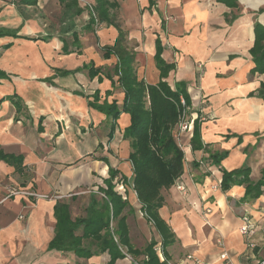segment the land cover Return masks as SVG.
I'll return each instance as SVG.
<instances>
[{"label":"crops","instance_id":"obj_1","mask_svg":"<svg viewBox=\"0 0 264 264\" xmlns=\"http://www.w3.org/2000/svg\"><path fill=\"white\" fill-rule=\"evenodd\" d=\"M49 1L38 0L21 12L10 0H0V27L18 35L0 37V68L8 74L0 79V155L21 159L18 167L0 158V264H108L106 252L84 258L49 245L58 225L57 204L67 205L72 220L86 217L91 199L101 196L99 187L105 186L110 166L128 178L133 173L129 142L123 139L129 115L122 113L114 121L89 105L96 91L104 99L111 90L108 99L119 103L124 92L106 77H91L84 67L116 63L115 56H103L102 47L115 42L119 29L136 53L138 77L148 83L163 79L173 88L184 82L191 128L200 122L197 149L191 145L193 129L175 131L185 154L180 178L187 191L181 193L176 183L162 190L160 215L175 236L166 249L168 259L226 264L220 258L223 251L235 264L264 258V100L257 95L264 75L250 73L249 51L255 21H264L258 12L264 1L247 5L249 0H239L238 11L217 0H108L116 4L110 11L120 28L107 22L95 28L84 8L73 29L65 31L67 19L56 0L58 29L47 33L34 13ZM157 42L161 58L173 67L165 77L155 60ZM215 153L227 154L217 163ZM244 167L247 178L237 177L223 190V172ZM260 181L259 196L247 198V185ZM115 189L132 205L126 218L132 246L160 243L132 185L117 183ZM79 200L81 206L87 201L81 215L75 213ZM247 211L257 221L254 251L239 231ZM115 264L132 263L125 257Z\"/></svg>","mask_w":264,"mask_h":264},{"label":"trees","instance_id":"obj_2","mask_svg":"<svg viewBox=\"0 0 264 264\" xmlns=\"http://www.w3.org/2000/svg\"><path fill=\"white\" fill-rule=\"evenodd\" d=\"M95 1L94 10L97 19L90 15L88 23L95 27L98 23L107 22L120 28V24L115 21V15L110 11L111 8L116 7V4L108 0ZM217 1L232 9L240 10L239 0ZM10 2L21 12L38 4V0H10ZM59 3L63 7V18L67 19L64 29L69 31L75 26L74 18L80 15L84 8L76 0H59ZM258 12L264 14V6L260 7ZM235 18L237 15L234 13L232 19ZM253 31L254 43L249 50L253 61L250 73L264 75V21L256 20ZM5 35L18 36L17 31L0 27V37ZM157 45L155 60L162 76L165 77L173 67L163 61L159 42ZM102 50L105 58L116 57L113 66L97 68L90 64L84 67L89 69L91 77L99 76L101 80L106 77L111 80L113 88L120 87L124 96L119 103L116 98L111 101L108 99V96L112 95L111 90L106 91L104 99L100 98L99 91H96L89 99V105L114 121L122 113L129 115L130 122L123 130V139L129 142L128 158L133 173L128 178L125 174L119 175V170L110 166L109 176L103 179L105 186L99 187L101 196L91 199L92 203L86 217L72 220L67 205L57 204L58 225L56 235L49 247L74 251L78 257L84 258L106 252L110 256L108 264H115L118 259L125 258L126 253L135 259L144 255L142 261L145 264H163L154 249L157 241L151 240L143 249L132 246L126 223L127 212L132 210V205L128 197L119 193L115 187L117 183L132 185L141 204V211L155 226L167 254L166 249L174 242L175 236L160 215V209L165 202L162 190L170 188L185 171V154L175 131L185 109L181 103V96L184 97L186 106L191 103L190 96L184 82L177 83L173 88L163 79L157 83H148L139 78L135 67L136 53L127 46L124 31L119 29L115 42L102 47ZM3 78H8V74L0 68V79ZM257 95L264 100V79L261 81ZM114 130L115 126L112 127V131ZM200 142V122L195 120L191 138L192 148H199ZM226 154L222 153L220 157L215 153L212 156L218 163ZM0 158L20 167L21 159L16 156L2 154ZM248 174L247 167L230 172L224 171L221 188L229 189L237 177L247 178ZM117 176L118 179L115 181ZM262 185V181L248 184L246 197H258ZM79 230L81 233L78 232Z\"/></svg>","mask_w":264,"mask_h":264},{"label":"built area","instance_id":"obj_3","mask_svg":"<svg viewBox=\"0 0 264 264\" xmlns=\"http://www.w3.org/2000/svg\"><path fill=\"white\" fill-rule=\"evenodd\" d=\"M76 1L78 2V4L82 8H85L86 10H88L90 15H92L95 19H97V15H96V12L94 10L95 3L93 0H76ZM98 25H99V23H98ZM199 67H200V65H199ZM181 103L185 107V109L181 115V118H180V121H179L177 128L179 130L181 129V132H187V131L191 130L193 119L188 118L187 111L189 110V107L186 106V102H185V99L183 96H181ZM176 186H177L179 191H181L183 193L186 192V185L181 180V178L177 179ZM240 221L241 222L239 225V231L244 237L247 238V242H246L247 248L254 251V249L256 248L257 245L251 239L254 236V234H256L257 221L255 220V217L248 211L241 215ZM263 232H264V229H263ZM218 242H219V244L223 245L222 241H218ZM154 249H155L160 261L163 264H185L184 262H174V261L169 260L166 256L165 250H164L161 242L157 243L155 245ZM188 257L191 258L192 255H189ZM126 258L129 259L132 264H145L142 260L135 259L132 255H130L128 253H126ZM220 258L222 260H224L226 264H235L230 260V257H229V254L227 251L221 252ZM245 264H264V258L257 259L254 256H252V257H250L249 260H247L245 262Z\"/></svg>","mask_w":264,"mask_h":264},{"label":"rangeland","instance_id":"obj_4","mask_svg":"<svg viewBox=\"0 0 264 264\" xmlns=\"http://www.w3.org/2000/svg\"><path fill=\"white\" fill-rule=\"evenodd\" d=\"M248 4L250 5V0L247 2V5ZM34 14L36 15V17H38V20H39L42 28L47 33L58 29V21H59V17L61 14V8H60L59 4L56 2V0H50L48 2V4L44 5V8H42L40 10H36ZM95 28H98V24L95 25ZM201 66H202V64H201ZM201 71H203V70H201ZM191 129H193V128H191ZM179 131L181 132V129L180 130L178 129V132ZM175 134H176V132H175ZM186 191H187V187H186ZM181 193H183V192H181ZM183 194L185 195L186 192ZM84 200H86V199H84ZM86 203H87V201H84L83 206H81V200H79L75 204V213L81 215V213L84 212V206L86 205ZM205 211L209 212L208 210H205ZM114 225H115V222H114Z\"/></svg>","mask_w":264,"mask_h":264},{"label":"bare ground","instance_id":"obj_5","mask_svg":"<svg viewBox=\"0 0 264 264\" xmlns=\"http://www.w3.org/2000/svg\"><path fill=\"white\" fill-rule=\"evenodd\" d=\"M259 1V0H258ZM262 1H264V0H262ZM255 3H256V1H255Z\"/></svg>","mask_w":264,"mask_h":264}]
</instances>
